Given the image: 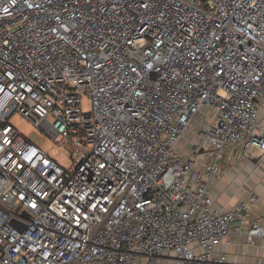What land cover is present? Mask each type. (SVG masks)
<instances>
[{
	"label": "built area",
	"instance_id": "obj_1",
	"mask_svg": "<svg viewBox=\"0 0 264 264\" xmlns=\"http://www.w3.org/2000/svg\"><path fill=\"white\" fill-rule=\"evenodd\" d=\"M263 98L264 0H0V264L222 263L256 197L223 210L209 181L227 150L264 153Z\"/></svg>",
	"mask_w": 264,
	"mask_h": 264
},
{
	"label": "crops",
	"instance_id": "obj_2",
	"mask_svg": "<svg viewBox=\"0 0 264 264\" xmlns=\"http://www.w3.org/2000/svg\"><path fill=\"white\" fill-rule=\"evenodd\" d=\"M259 103L257 123L264 129V98ZM197 121H193L191 131ZM220 167L221 175L212 178L209 187L221 209L228 210L239 202H246L250 193L255 195L256 202L248 212H243V221L230 223L231 232L218 247L224 253V261L213 264H264V237L252 242L245 239L250 222L264 215V153L253 146L245 150L238 145L225 152ZM136 264H146V260L139 258Z\"/></svg>",
	"mask_w": 264,
	"mask_h": 264
},
{
	"label": "rangeland",
	"instance_id": "obj_3",
	"mask_svg": "<svg viewBox=\"0 0 264 264\" xmlns=\"http://www.w3.org/2000/svg\"><path fill=\"white\" fill-rule=\"evenodd\" d=\"M90 99L83 95L81 98V108L84 112L90 111ZM10 124L15 127L20 133L32 142L40 146L50 157L55 159L62 167L69 169L71 167L72 154L69 144H60L46 135L42 130L35 127L28 119L21 115L14 114L10 120ZM200 120L197 121L196 126L188 135L183 138V144L180 151L189 153L193 147L198 146L200 133L203 126L199 125ZM185 142V143H184Z\"/></svg>",
	"mask_w": 264,
	"mask_h": 264
}]
</instances>
